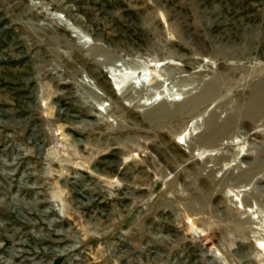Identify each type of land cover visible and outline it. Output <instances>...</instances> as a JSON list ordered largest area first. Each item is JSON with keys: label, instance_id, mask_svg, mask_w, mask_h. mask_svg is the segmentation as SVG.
<instances>
[{"label": "rangeland", "instance_id": "1", "mask_svg": "<svg viewBox=\"0 0 264 264\" xmlns=\"http://www.w3.org/2000/svg\"><path fill=\"white\" fill-rule=\"evenodd\" d=\"M0 264H264V0H0Z\"/></svg>", "mask_w": 264, "mask_h": 264}, {"label": "bare ground", "instance_id": "2", "mask_svg": "<svg viewBox=\"0 0 264 264\" xmlns=\"http://www.w3.org/2000/svg\"><path fill=\"white\" fill-rule=\"evenodd\" d=\"M83 47H79L76 51H77V53H78V55H80L81 57H83V58H85V59H89V60H92L96 65H101L102 64V62H100V61H97L96 59H94V53H93V51H92V49L91 48H83ZM85 51V52H84ZM83 53H85V55L83 56ZM103 54H106V51H103ZM119 68L120 67H117V70H115V73L119 70ZM152 75V74H151ZM155 75V74H154ZM158 75V74H157ZM115 77H117V76H115ZM138 78H140V74H138ZM159 80H157V79H155V76H152V79H151V83H150V85L152 86V87H155V86H157L158 84H159ZM82 89H87V87H86V85H83L82 86ZM122 90V89H121ZM87 100V99H86ZM88 101V100H87ZM257 102V101H256ZM88 106H89V104H87ZM89 107H91V106H89ZM196 125H193L192 126V128H194ZM189 135H191V133L189 134ZM185 142H186V140H185ZM240 233L241 234H246V230L245 229H242V230H240Z\"/></svg>", "mask_w": 264, "mask_h": 264}]
</instances>
